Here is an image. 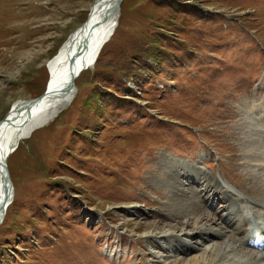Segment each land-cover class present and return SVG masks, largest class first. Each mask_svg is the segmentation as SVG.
I'll return each instance as SVG.
<instances>
[{
	"label": "rangeland",
	"instance_id": "obj_1",
	"mask_svg": "<svg viewBox=\"0 0 264 264\" xmlns=\"http://www.w3.org/2000/svg\"><path fill=\"white\" fill-rule=\"evenodd\" d=\"M95 1L0 0V121L14 102L45 92L47 62ZM101 51L68 106L7 161L14 197L0 225V264L199 255L211 242L196 244L170 206L161 183L170 165L224 184L221 194L208 187L215 194L202 206L214 227H224L226 194L243 199L232 206L241 220L263 222L264 0H122ZM198 194L204 200L193 190L187 198ZM243 242L232 244L259 255Z\"/></svg>",
	"mask_w": 264,
	"mask_h": 264
},
{
	"label": "bare ground",
	"instance_id": "obj_2",
	"mask_svg": "<svg viewBox=\"0 0 264 264\" xmlns=\"http://www.w3.org/2000/svg\"><path fill=\"white\" fill-rule=\"evenodd\" d=\"M114 2L115 1L113 0H105L104 3L95 5V6H94V3H95L94 2L93 5L90 7V10H91V8L94 6L92 10V15L89 18L91 22L90 25L96 24L95 25L96 27L94 28V30H90L88 27H85V29L83 28L77 29L76 33L71 34L70 35L71 37L69 36L70 39L68 38V40L59 48L57 54L47 62L46 67H47V72H48V80L50 78V81L53 83V85L55 84L53 86V90L54 89L62 90L61 87L64 84V81L67 79L68 73L74 67L75 69L77 68L78 70L81 67L85 66L86 64L94 61V59L96 60L95 63L97 62L98 58L100 57V54L102 53L101 50L103 49L105 44L108 43L111 40V38L115 35L116 30L119 25L120 8L117 14L115 12ZM90 10H89V13L91 12ZM108 10L113 11V13L109 12L111 13L110 20L109 21L102 20V18L105 17L103 15L105 13H108ZM104 41H107V42L103 44L100 49L98 48V50L95 53L93 49L95 50L96 46L101 45L102 42ZM81 46L86 49V52L83 53L81 58H79L76 61L74 60L75 62L72 63L73 68H71L70 64L74 57L75 51ZM84 58H86V60L82 62ZM95 63H93L92 65L90 64L91 66L89 65L87 69L93 67ZM75 93H76V90L73 92V95L70 94V96L68 97L64 94L63 96L62 93L61 94L56 93L57 95L51 94L45 97L42 101L38 102L33 107H27L26 101L18 100L14 102L11 105L8 113L4 117V119L8 117L9 121H6L4 123H3L4 119L0 121V125H1L0 126V155H2L1 151L5 152V145L9 140L17 136H20L21 139L17 145V148L8 156L6 162L9 160L11 155L15 154L19 150V147L23 141L31 137L37 130L43 128L45 125L47 126L48 123L53 121L58 116V114L63 110L61 108V106L63 105V102L64 101L66 102V100H69V99L71 101L74 98ZM261 111H264V109H262ZM253 121H255V119ZM257 128L261 129V127H257ZM20 131H21V134L19 135ZM258 143L261 144L263 147V150L261 151V153L259 152L261 150L259 148L260 150L258 151L259 152L258 158H260L261 161L264 162V142L259 141ZM170 166H169L168 171L167 172L165 171L163 173L162 178L164 182H161L162 184L168 185L167 189L171 194V199L169 198L170 206L173 207V209L176 211L178 216H182L186 219L187 225L193 228V230L190 231L188 235L195 234L193 238L196 239L197 241L196 244H198L200 241L202 243L211 242V246L210 247L207 246L209 248L206 247V249L204 250H198L197 253H199V255L193 256L190 260L185 262V261H182L181 259H176L171 264H232V263L234 264H264V253L258 255L254 253V251H246L241 247H240L241 249L238 248L239 245H237V247H234L232 244L236 241H238V243L239 241L243 242V240L245 241L244 238H247V239L249 238L248 237L249 232L247 231L249 230V226L251 225V223H249L248 220L246 222L244 220H241L240 212H239L240 209L238 208L234 209L232 207L238 201L242 203L243 199L238 197L236 198L237 200L233 202L232 197L226 194V197H225L226 199L224 198V200L226 203L228 202V205H226L227 212L225 216L222 217L224 227H220V226L214 227L215 224L212 223L211 222L212 220H210L208 216L205 214V212L202 211L204 209L202 208V206H207V203H210L211 198L214 197V194H215V193H210L207 190L208 187H212V189L216 191V193L221 194L220 191L225 187L224 184L217 182L216 180H213V179L210 180L209 178H207L208 181L206 182L202 176V173L198 170L188 171L179 165H173L171 167ZM174 169L178 170L177 176L175 175V172L177 171H175ZM173 170L175 172H173ZM179 171L181 172L179 173ZM200 177H202V181H199ZM183 178L191 179L192 181L191 185L193 187L189 186L190 188L188 189V191H184L183 189L176 187V184L180 183V180ZM202 183H205V184H202ZM200 186H202V189L196 188ZM11 188L13 191V196L11 199V203H12V200L14 197V188H13L12 182H11ZM192 190L195 192L202 193L203 195L205 194L204 200L201 199L202 195H199V194L193 198L191 197L192 199L187 198V195ZM200 199L202 203H200ZM8 200H10L9 192L4 194L2 197H0V213L2 209L4 208L3 206L5 205L6 201ZM246 203L248 206L252 202H246ZM9 206L10 204L8 205V207ZM7 208L5 209V214H6ZM251 213H254V212H251ZM5 214H4V217H5ZM258 215L259 214H257L256 216ZM257 218L258 219L263 218L264 220V213L262 212V216L257 217ZM242 227H244L243 232L235 231L236 228H242ZM232 232L234 233L232 234ZM240 244H244V242ZM180 248H182L183 252L187 251V248H185V246H181Z\"/></svg>",
	"mask_w": 264,
	"mask_h": 264
},
{
	"label": "water",
	"instance_id": "obj_3",
	"mask_svg": "<svg viewBox=\"0 0 264 264\" xmlns=\"http://www.w3.org/2000/svg\"><path fill=\"white\" fill-rule=\"evenodd\" d=\"M115 1L114 2V7H115V12L118 14L119 12V8H120V4H121V1L122 0H113ZM105 0H96L95 3H94V6L95 5H99L101 3H104ZM94 6L91 8V12L88 14V17H87V20L85 21V23L78 29H85V27H88L90 30H94V28L96 27L95 25L96 24H93V25H90V16L92 15V10L94 8ZM113 13V11L111 10H108V13H105L102 18V20H107L109 21L110 20V15L111 13ZM77 30H75V32H73L72 34H75ZM71 37V36H70ZM69 37V39H70ZM107 41H104L102 42L101 45L99 46H96L95 50L93 49V51H96L98 50V48L100 49L102 47L103 44H105ZM86 52V49L83 48L82 46L80 48H78L76 51H75V54H74V57L72 59V62H71V68H73L72 66V63L75 62L76 60H78L79 58L82 57L83 53ZM75 60V61H74ZM86 60V58H84L82 60V62H84ZM95 59L94 61L86 64L85 66L81 67L80 69L77 70V68L75 69V67L68 73V76H67V79L64 81V84L62 85L61 89H54L53 90V83L50 81V78L47 82V85H46V89H45V92L38 98L36 99H33V100H27L26 101V106L27 107H33L34 105H36L38 102L42 101L45 97L51 95V94H56V93H59L62 95H66L67 97L71 95H73V92L76 90L75 88V80L76 78L79 76V74L86 70L89 65L95 63ZM81 64V62H80ZM90 65V66H91ZM53 91V92H52ZM57 95V94H56ZM63 95V96H64ZM70 99L69 100H66V102L64 103L63 102V105L61 106L62 109L66 108L69 103ZM61 109V110H62ZM12 111V110H11ZM6 121H9L8 120V117H6L4 120H3V123L6 122ZM17 121V120H16ZM1 126V125H0ZM21 134V131L19 132V135ZM13 139V140H12ZM11 140H9L6 145H5V152H2L1 151V154L0 155V197H2L4 194L6 193H10V200L6 201L5 205L3 206L4 208L2 209L1 213H0V225L2 224L3 222V219H4V214H5V209L8 207L9 204H11V199H12V196H13V191H12V188H11V177H10V174H9V170H8V164L6 162L8 156L17 148V145L20 141V136H17L15 138H12Z\"/></svg>",
	"mask_w": 264,
	"mask_h": 264
}]
</instances>
